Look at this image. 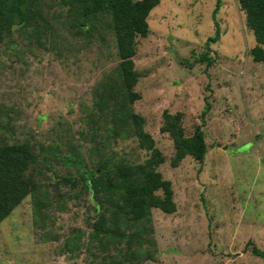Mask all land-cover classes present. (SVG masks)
<instances>
[{
  "label": "rangeland",
  "instance_id": "1",
  "mask_svg": "<svg viewBox=\"0 0 264 264\" xmlns=\"http://www.w3.org/2000/svg\"><path fill=\"white\" fill-rule=\"evenodd\" d=\"M59 1L40 2L46 22L33 20L38 31L34 22L14 26L0 42V143L32 144L37 161L27 177L50 203L36 216L28 194L1 221L0 264L122 259L125 243L103 250L92 241L103 195L86 190L78 170H96L100 179L107 173L98 162L137 165L150 156L138 146L134 126H123L129 133L119 137L106 131L113 125L110 113L88 121L102 83L115 88L122 80L110 15L104 12L92 31L75 26L70 4ZM217 1L159 0L147 18L148 34L137 36L133 90L140 97L129 106L143 116L144 131L164 156L156 169L171 181L176 204L170 214L153 208L141 225L154 240L153 258L137 264H264L247 244L264 251V62L249 55L255 39L237 0ZM204 51L215 61L210 67L197 61ZM206 96L211 108L202 114ZM165 110L182 113L186 135L201 125L207 144L202 163L186 155L171 164L173 140L160 130ZM72 151L80 156L79 168L64 163ZM69 175L74 185L59 181ZM125 224L126 231L135 227ZM74 231L78 246L67 249Z\"/></svg>",
  "mask_w": 264,
  "mask_h": 264
},
{
  "label": "trees",
  "instance_id": "2",
  "mask_svg": "<svg viewBox=\"0 0 264 264\" xmlns=\"http://www.w3.org/2000/svg\"><path fill=\"white\" fill-rule=\"evenodd\" d=\"M41 1L0 0V42L5 32H10L14 26L26 28L34 22L38 31L41 28L40 23L35 21L46 22L45 16L39 10ZM74 2L75 5H72ZM66 3L70 4L69 10L75 14L73 24L80 27L76 24L80 23L82 28L88 26L92 31L96 30L100 16L104 12L110 15L109 26L113 29L117 56L121 59L118 68V76L122 79L120 84L116 86L117 88H112L109 82L102 83V91L92 105L90 112L92 118L88 121L99 122V118H107L110 113L113 125L106 129L108 134L125 136L129 131L121 128L125 125L129 127L132 125L134 126L132 134L136 136L138 146L149 151L150 156L142 164L133 165L124 160L114 164L98 162L96 165L103 167L101 171L107 173L105 178L94 177L96 170L88 171L86 167L78 170L84 188L92 192L101 191L104 198V201L103 198L98 200L99 205H95L96 212L101 217L95 221L94 230L90 233L91 238L94 239L92 241H98L103 250L111 244L121 243H125L128 250L125 251L122 259L110 257L107 260L105 257L101 264H134L133 262L136 263L140 259L153 258L151 245L154 244V240L146 238L147 229L141 226L144 221L151 220L152 209L157 208L168 214L176 210L171 181L163 178L162 173L156 169L164 161V156L155 146L150 134L144 131L143 116L129 106L140 97V93L133 90L138 81V74L134 70L132 59L136 53L137 36L145 37L148 34L147 18L159 0H68L67 2L60 0L58 2L60 6ZM237 4L244 12L246 25L255 39L249 55L255 62H264V0H237ZM197 61L206 62V67L212 66L215 62L206 51L201 53ZM112 80L114 78H111ZM204 100L202 114L211 108L209 97L206 96ZM182 116L181 112L173 114L166 110L163 112V123L160 130L167 132L173 140L174 153L171 164H178L186 155L202 163L207 150L204 130L198 124L191 135H186L181 122ZM64 158L66 165L71 164L79 168L80 156L74 151L65 154ZM36 161L32 144L28 141L12 144L0 143V223L28 194L34 202L36 216L41 215L42 208L50 205L45 201L48 197L46 191L42 190L39 183L35 182L31 176L27 177L31 165ZM59 181L71 183V185L76 183L75 178L70 175L59 178ZM124 223H126L125 226L131 223L135 227L126 231L127 227L122 228ZM99 233H103V236ZM80 237L79 232L73 237L68 236L65 240L66 248L77 247ZM72 238L74 241H71ZM143 244L149 245L142 247ZM247 244L252 245L254 255L264 259L263 250L251 242ZM117 250L121 251V249Z\"/></svg>",
  "mask_w": 264,
  "mask_h": 264
},
{
  "label": "crops",
  "instance_id": "3",
  "mask_svg": "<svg viewBox=\"0 0 264 264\" xmlns=\"http://www.w3.org/2000/svg\"><path fill=\"white\" fill-rule=\"evenodd\" d=\"M248 103V102H247Z\"/></svg>",
  "mask_w": 264,
  "mask_h": 264
}]
</instances>
